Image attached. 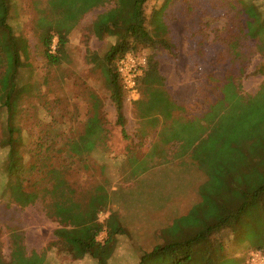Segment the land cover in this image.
<instances>
[{
    "label": "rangeland",
    "instance_id": "374dc122",
    "mask_svg": "<svg viewBox=\"0 0 264 264\" xmlns=\"http://www.w3.org/2000/svg\"><path fill=\"white\" fill-rule=\"evenodd\" d=\"M66 1L54 0L53 7L56 15L70 28L67 52L58 63L51 65L44 54L43 35L36 25L38 14L35 11V5L43 4L49 15L48 1L14 0L11 7L9 24L20 38L23 51L27 48L28 52L17 81L20 90L14 96V102L18 101L12 122L13 136L17 140L15 148L21 153L22 162L30 160L33 163L36 158L37 161L35 169L23 173L25 182L22 186L9 180L5 171L8 152L1 142L6 136V109L13 104L10 106L7 100L5 104L1 100L0 252L4 261H10L12 234L16 233L22 236L28 254L46 255L44 264H136L141 259L140 251L145 248L138 245V240L146 236L153 239L147 242V249L153 246V242L160 245L164 229L161 213L169 208L170 203L171 208L183 203L185 198L181 193L202 186L206 181V170L201 168L198 159L206 141L202 140L195 152L183 153L181 148L191 147L193 134L190 129L194 124H177L178 132L183 130L188 134L187 144L169 142L155 161L156 155L152 157L149 153L155 145L156 132L150 123H143L145 120L141 118L140 109L145 106L140 105L139 109V99L134 100L127 94L122 95L123 130L111 99L105 75L108 69L103 61V55L114 43V38L105 36L101 39L92 31L99 15L114 9L115 0H99L87 9H78L82 0ZM211 1L171 0L166 3L165 0H151L149 6V14L164 6L163 18L168 27L170 47L161 46L143 52L157 63L164 78L163 86L175 103L185 108L187 117L204 112L202 90L210 75L221 78L230 75L232 78L225 87L231 99L225 97L219 103L222 114L232 109L230 104L233 106L234 103L230 102L237 99L236 92L249 98L264 85V55L252 49L235 64L228 58L223 60L222 55L228 54L229 57L238 41L229 40L223 45L213 31L223 30L228 19L232 18L231 11H240L248 17L246 24L253 28L252 35L255 38L263 36L264 0H216L222 10L218 4L210 6ZM87 50L93 54H87ZM22 57H25L24 53ZM140 91H147L145 84L141 83ZM149 95L147 93L144 99L148 100ZM139 97H142L140 92ZM93 104L98 106L97 111ZM96 112L99 121L93 118ZM167 128H164L167 138L176 134L173 130L168 132ZM101 140L103 144L99 145ZM217 140L214 132L212 145L217 146ZM177 146L179 149L175 150ZM214 156L215 171H219L220 158L217 154ZM148 157L151 162L146 161ZM152 161L156 164L153 165ZM67 184H72L78 195L105 184L106 193L113 202L114 219L117 215L129 229L115 251L104 257L101 263L81 253L76 257L57 253L54 242L58 239L57 230L62 227L47 215L39 191L56 186L64 194ZM107 215L100 214V219L104 220ZM259 218L243 222V229L234 243L236 246L233 245L221 257L225 264L242 263L250 251L264 247V219ZM156 228L160 235L155 236ZM102 237L104 240L106 235ZM172 260L171 252L164 251L149 257L146 264H168Z\"/></svg>",
    "mask_w": 264,
    "mask_h": 264
},
{
    "label": "trees",
    "instance_id": "16d2710c",
    "mask_svg": "<svg viewBox=\"0 0 264 264\" xmlns=\"http://www.w3.org/2000/svg\"><path fill=\"white\" fill-rule=\"evenodd\" d=\"M46 1H48L49 15L45 12L46 7L43 4L35 5V11L38 14L36 25L40 34L43 35L44 54L51 65L58 63L66 54L70 31L63 18L56 15L53 7L54 0ZM170 1L165 0L166 3ZM98 2L99 0H82L77 7L87 9ZM150 2L151 0H115L114 9L107 14L99 15L92 28L94 35L98 38L102 39L105 36L114 38V43L103 55V61L108 69L105 75L111 91V99L115 103L118 114V123L124 130L122 95L126 96V92L117 72V62L128 53L144 55L147 58V65L139 79L138 89L142 97L137 100V106L139 109L140 105L145 106V109H142V106L140 109L141 118L145 120L143 123H150L152 130L156 132L155 145L149 154L152 157L156 155L154 158L157 161L169 142L187 144L188 134L186 135V131L183 130L178 132L176 126L184 125L183 122H190L194 124V127L190 129L193 134L190 141L191 147L181 149L183 153L195 152L202 140L206 141V145L198 153V159L201 168L206 170L207 178L202 186H195L181 193L184 197L189 194L195 195L186 210L179 211V205L171 208L170 203L169 208L161 213V217L164 218L162 219L164 220L162 232L164 243L156 245L153 242V246L147 249L149 245L147 242L154 240L147 236L138 240V245L144 246L145 251H140L141 259L136 264H146L149 257L152 258L164 251H170L173 255V260L167 262L168 264H225L221 257L226 255V251L233 245L236 246L234 243L243 229V222L252 221L259 216V219H264V125L253 138L239 142L243 129L251 122L252 113L249 109H253L258 100L240 103L237 99L234 103L235 108L230 104L232 109L222 114L219 103L225 97L231 99L225 87L232 78L230 75L222 78L210 75L202 90L204 112L199 116L187 117L185 108L176 104L169 91L163 86L164 78L159 73L157 63L143 52L146 49L161 46L170 47L167 37L168 27L163 18L164 6L153 9L149 14ZM13 3L14 0H0V51L2 52L0 106H2L1 100L4 104L6 100L10 106L13 104L6 109L8 111L5 119L6 136L1 144L8 152L6 174L10 181H15L22 186L25 182L23 173L36 168L37 158L33 163L30 160L26 163L22 162V155L15 148L17 140L13 136V112L18 102L16 100L14 102V96L20 90L17 82L19 72L25 65L24 61L28 55L27 48L23 51L20 38L9 24ZM217 4L222 10L219 1L210 2V6ZM231 13H233L232 18L228 19L223 30L213 29L216 38L219 36L218 39H221L223 45L228 44L229 40L238 41L237 48L231 52V55L228 57V54H224L221 59L228 58L235 64L252 49L264 55V35L255 38L252 35L253 28H248L246 24L248 17L240 11H231ZM53 46L54 49H52ZM23 53L25 57H22ZM87 54L90 55L93 52L87 50ZM243 63L244 61L241 65ZM141 83L145 84L146 92L140 91ZM147 93L150 94L149 99L145 100ZM251 100L255 99L251 98ZM262 103L263 101L256 103V106ZM93 105L97 111L98 106ZM261 115L262 117H258L257 120L264 119L263 114ZM93 118L99 121L97 112ZM165 127L169 128H167L168 132L173 130L176 134L167 138ZM214 132L218 136L217 146L212 145L211 141ZM104 138L105 136H102V139ZM100 144H103L102 140ZM177 149L179 146L175 147V150ZM214 154L220 158L218 163L221 170L219 171H215L217 167L213 160ZM145 159L150 161L149 157ZM152 164L155 165L156 162ZM107 189L105 184H99L78 195L76 188L72 184H67L64 194L60 193L56 186L45 187L39 191V199L44 202L43 208L47 215L57 220L62 227L57 230L58 239L54 242L57 253L74 257L81 253L101 263L104 257L110 256L115 251L119 237H124L129 229L117 215L114 219L111 211L113 202L106 193ZM102 213L108 214L104 220L100 219ZM103 232L106 233V237L100 240L99 236ZM154 234L160 235L158 228L154 230ZM11 246L10 261H4L0 252V264L45 263L44 253L28 254L26 252L23 238L19 234H12ZM258 249H264V247H258Z\"/></svg>",
    "mask_w": 264,
    "mask_h": 264
},
{
    "label": "built area",
    "instance_id": "2783aa9c",
    "mask_svg": "<svg viewBox=\"0 0 264 264\" xmlns=\"http://www.w3.org/2000/svg\"><path fill=\"white\" fill-rule=\"evenodd\" d=\"M146 65V56L132 53L124 55L117 62V72L123 89L134 100L139 97V79L142 77ZM241 264H264V249L250 251Z\"/></svg>",
    "mask_w": 264,
    "mask_h": 264
},
{
    "label": "crops",
    "instance_id": "0c3cea01",
    "mask_svg": "<svg viewBox=\"0 0 264 264\" xmlns=\"http://www.w3.org/2000/svg\"><path fill=\"white\" fill-rule=\"evenodd\" d=\"M263 90H264V85L262 86V88H260L258 90V92L256 93L255 96H251L249 98H246L243 95L238 94L236 92L237 99L239 100L240 103H242V102L243 103H247V102L251 103V102H255L256 100H258L256 103H259V102H262L263 101V103L261 105L256 106V103H255L253 109H251V110L249 109V112L252 113V118L250 119L251 122L243 129L242 134H241V137L239 139V142L246 141V140H249V139L253 138V136L256 135L260 131L261 126L264 125V119H262L261 121L259 119L257 120L258 117L259 118L262 117L261 114H263V117H264V97H263ZM261 96L263 97V99H262ZM251 98H254L255 100L252 101ZM236 100H234L232 103H235ZM194 197H195L194 194H189V195L185 196L184 197L185 200L183 201V203L179 204V211L186 210L188 208V206H189V202ZM103 235H106V233L105 232L101 233V235L99 236V239L100 240L103 238L102 237ZM122 239H123V237H119V240L118 241L120 242ZM95 261H97V260H95Z\"/></svg>",
    "mask_w": 264,
    "mask_h": 264
}]
</instances>
